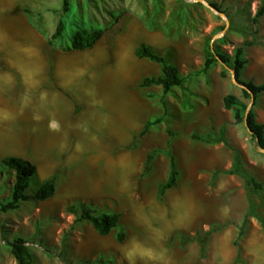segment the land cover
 I'll return each instance as SVG.
<instances>
[{
    "label": "crops",
    "instance_id": "obj_1",
    "mask_svg": "<svg viewBox=\"0 0 264 264\" xmlns=\"http://www.w3.org/2000/svg\"><path fill=\"white\" fill-rule=\"evenodd\" d=\"M233 1L247 3L251 18L263 2L226 0ZM17 5L15 0H0V160L17 157L31 163L35 190L52 180L51 196L32 211L50 219L57 237L69 230L73 219L65 212L67 206L83 204L95 212L116 213L117 225H126L119 229L123 238L117 242L115 228L98 235L80 221L70 229V244L57 243V249L82 261L103 255L112 264H231L233 239L247 204L240 221L231 224L230 200L221 195L234 185L241 184L243 192L245 187L238 176L222 172L237 153L243 169L260 176V188L249 196L252 215L243 224L239 245L252 256L248 264H264V152L248 162L239 155L243 137L230 135L234 123L221 104L227 91L219 86L226 82L216 77L213 64L200 72L209 42L198 36L200 19L192 18L194 10L176 9L181 22L155 21L151 15L114 22L90 47L78 50L52 43L46 47L52 31L45 34ZM263 17L252 24L253 44L242 52L260 46ZM139 44L177 69L179 86L166 93L159 85L140 86L143 78L159 76L160 67L136 56ZM244 60L251 69L253 64L264 65L260 54ZM261 95L251 108L264 137ZM160 116L163 120L138 137L146 122ZM220 129L222 141L216 140ZM151 150L156 153L150 168L138 182ZM165 151L173 156L178 175L174 186L159 194L168 171ZM214 222L225 225L208 234L203 257L196 241L180 244V236L191 237L197 226L207 228Z\"/></svg>",
    "mask_w": 264,
    "mask_h": 264
},
{
    "label": "rangeland",
    "instance_id": "obj_2",
    "mask_svg": "<svg viewBox=\"0 0 264 264\" xmlns=\"http://www.w3.org/2000/svg\"><path fill=\"white\" fill-rule=\"evenodd\" d=\"M17 1V9L24 10L31 21L36 22L45 34L51 32L57 21L62 23V32L59 39L52 41L55 47L59 46L64 49L65 45H69L70 36L74 31L103 30L109 28L114 22L122 21L132 16H138L142 19L145 16H150L155 21L181 22L180 16L175 12L181 7L192 8V18L195 16L200 19L198 22V36L204 42H209L210 54L223 53L230 56L231 50L243 40L255 38L252 34L251 13L248 11L247 3L226 2V0H203L205 4L199 2H191L188 0H67V11L62 12L60 0H15ZM264 1V0H263ZM213 4L216 9L212 11L207 5ZM197 9V11L195 10ZM16 9V11H18ZM217 12L222 13L219 16ZM224 19L228 24L223 30ZM186 21V20H185ZM260 31H264V17L260 21ZM218 34L219 37L211 40V36ZM51 46L46 43V47ZM264 57V34L260 35V46L255 45L248 49L243 48L242 58L246 57ZM225 65V64H224ZM250 65V64H249ZM248 65V66H249ZM254 67L248 68L244 64L240 71L239 79L243 82L250 81L253 84L264 83V65L253 64ZM216 77H221L226 86L220 85V91H227L232 94L242 103L247 100L240 96V88L231 83V74L219 62L214 61ZM229 68L227 65H225ZM230 69V68H229ZM222 76H219V72ZM212 77V73L209 74ZM263 100L260 101V117L264 119V95H261ZM252 110V108H251ZM230 135L235 139L240 137L241 146L238 149L241 159L248 162L252 157L260 158V151L256 149L255 142L243 127L242 122L236 123L229 127ZM255 171H257L255 169ZM145 173L138 176L137 180L140 182L141 177ZM252 175V174H251ZM252 177L255 181L260 182V176L254 173ZM12 181V172L0 165V204L9 199V187ZM37 179L32 176L28 182L25 190L26 194L31 195L35 191ZM206 186L210 187V183L206 182ZM237 186V185H236ZM226 188L222 199L230 200L227 204L228 215L231 224L238 223L242 216V206L245 204V192L242 190L241 184L239 186ZM245 189V188H244ZM245 191V190H244ZM147 192V191H146ZM198 193L199 191H193ZM149 193V192H148ZM40 201L27 200L20 202L19 205L12 210L0 212V264H16L15 260L8 252L7 242L14 238H22L26 243L27 248L32 254L31 264H112L108 257L103 255L94 256L84 261L80 256L66 254L64 250L57 249V243L62 247L64 244H70L69 235L71 231L67 230L57 237V230L55 231L50 225L49 218H40L34 215L32 211L34 205ZM148 213V212H145ZM172 215V210L169 208V216ZM154 225H157L154 222ZM124 229L126 225L118 223L117 229ZM207 228L197 226L194 230L198 235H201ZM204 230V231H203ZM193 233V234H194ZM192 234V235H193ZM191 235V236H192ZM240 237L233 239L236 246L234 248L237 252V261L234 264H248L252 256L244 254L240 249ZM264 253V249L262 251ZM236 256V253H235ZM234 256V257H235ZM203 257V256H202ZM103 261V263H100Z\"/></svg>",
    "mask_w": 264,
    "mask_h": 264
},
{
    "label": "trees",
    "instance_id": "obj_3",
    "mask_svg": "<svg viewBox=\"0 0 264 264\" xmlns=\"http://www.w3.org/2000/svg\"><path fill=\"white\" fill-rule=\"evenodd\" d=\"M62 12L67 11V0H60ZM211 7L216 9L215 5L209 4ZM24 11V10H22ZM264 13V1L256 8L254 11L253 17L251 18V23L254 25L256 19ZM62 32V23L57 21L54 25V28L51 34L48 37L47 43L48 45L52 43V41L60 38ZM255 33V29L252 30V34ZM100 35L99 30L95 31H87L84 29L74 31L70 36L69 45L65 47V49H83L88 48L96 40ZM254 39L251 38L248 41H243L239 45L234 46L231 50L230 56H227L223 53H215L208 55L203 59L202 66L200 72H204L208 69L214 61V55L218 58L220 62L227 65L232 70V79L240 85L246 87V89L252 94L253 100L255 97L264 93V83L261 84H253L250 81L242 82L239 79L240 71L245 63V60L242 58V47L249 46L253 44ZM135 54L138 57L147 58L155 63H157L160 67V75L157 77H146L143 78L140 82V86H147L150 84L159 85L161 87L162 93H166L171 87L179 86L182 77L178 74L177 69L171 65L166 63L163 58L156 55L154 52L150 50V48L144 44H139L135 50ZM222 72H219V76H222ZM240 96L248 100V93L240 89ZM163 107L164 103L161 102ZM222 107L226 110H229L233 123H240L243 121L246 124L247 129L250 132V138H252L255 142V145L259 148L264 149V137H263V126L260 123H257L254 120V114L250 109L245 118H243V112L246 103H242L237 98H235L232 94L226 93L221 98ZM253 105V104H252ZM165 108V107H164ZM163 120V116H160L154 119L151 122H146L138 134V137L142 135L147 127L151 124L159 122ZM222 135V129L218 131L217 139L220 140ZM193 139H199V137L194 134L191 135ZM156 150L149 151L144 158L142 174L145 173L150 168V161L154 157ZM165 155L168 158V171L165 180L158 187V193L162 194L166 189L174 186L178 171L175 166L173 156L165 151ZM0 165L7 170L12 172V181L9 187V199L0 204V212H6L8 210L15 209L20 202L27 200H35L41 201L51 196L53 192V182L52 180L45 181L41 183L33 194H26L25 190L28 186V182L30 178L34 174V166L27 162L26 160L17 158V157H6L0 160ZM222 173L229 175H236L240 179H242L245 187V201L247 204V212L242 218L241 224L238 227L236 238L240 237L242 234L243 224L246 222V218L252 215V204L250 203L249 196L253 189H259L260 183L255 181L252 176H250L242 167L240 163V159L237 153H234L232 163L227 170H224ZM65 212L69 213L73 216L71 224L69 226V230L73 228V226L80 222L86 221L90 224V226L94 229V231L98 235H105L111 229L116 228L118 214L116 213H106V212H95L94 210L86 207L81 204L77 208L73 206H67L65 208ZM225 223L214 222L208 225L207 229L201 234L198 235L196 232L191 236H180V244L186 242L188 240H194L199 246V257H202L204 254V243L209 233L218 231ZM261 226L264 229V224L261 223ZM123 238V232L119 229L116 230L115 240L120 242ZM26 242L22 238H14L11 241L7 242L6 245L8 247V252L11 257L15 260L16 264H31L32 262V254L27 248ZM233 245L236 246L235 241ZM237 261V252L231 264H234ZM84 264H87L84 262Z\"/></svg>",
    "mask_w": 264,
    "mask_h": 264
},
{
    "label": "water",
    "instance_id": "obj_4",
    "mask_svg": "<svg viewBox=\"0 0 264 264\" xmlns=\"http://www.w3.org/2000/svg\"><path fill=\"white\" fill-rule=\"evenodd\" d=\"M188 1H190V0H188ZM191 2H199V3L205 4V2H204L203 0H193V1H191ZM207 7H208L209 9H211L212 11L216 12L215 9H214L213 7H211L210 5H207ZM217 13L219 14V16H223L222 13H220V12H217ZM227 24H228L227 20L224 19L223 30L226 28ZM218 37H219L218 34H214V35L211 36V40L216 39V38H218ZM214 59H215L217 62H219L224 68H226V69L228 70V72L231 74V83L234 84V85H236V86H238L240 89L245 90V91L248 93V100H247V102H246V104H245V108H244V112H243V118H245L247 112L251 109L252 104H253V96H252V94L246 89V87H244L243 85L237 84V83L232 79V70H231V69L227 68L222 62H220V61L218 60V58H217L215 55H214ZM242 124H243L245 130L247 131V133L250 134L249 130H248L247 127H246V124H245V122H244V119H243V121H242ZM257 149H258L260 152H264V149H262V148L257 147Z\"/></svg>",
    "mask_w": 264,
    "mask_h": 264
},
{
    "label": "bare ground",
    "instance_id": "obj_5",
    "mask_svg": "<svg viewBox=\"0 0 264 264\" xmlns=\"http://www.w3.org/2000/svg\"><path fill=\"white\" fill-rule=\"evenodd\" d=\"M190 1H193V0H190ZM16 46V45H15ZM21 46V45H20ZM11 47V46H10ZM13 47V46H12ZM16 50V49H15ZM10 52V51H9ZM20 52H21V50H20ZM16 53V52H15ZM19 53V52H18ZM17 54V53H16Z\"/></svg>",
    "mask_w": 264,
    "mask_h": 264
}]
</instances>
